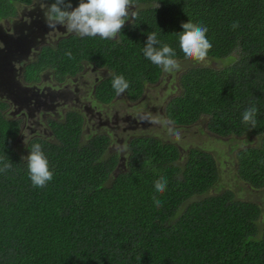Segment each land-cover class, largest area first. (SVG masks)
Returning a JSON list of instances; mask_svg holds the SVG:
<instances>
[{
    "label": "trees",
    "instance_id": "1",
    "mask_svg": "<svg viewBox=\"0 0 264 264\" xmlns=\"http://www.w3.org/2000/svg\"><path fill=\"white\" fill-rule=\"evenodd\" d=\"M46 1L48 8L53 0ZM34 2L0 0V22ZM70 2L74 9L80 0ZM133 5L136 18L115 40L63 36L58 45L43 47L25 80L36 84L48 70L63 81L95 64L109 73L93 90L100 105L118 97L114 75L125 77L130 87L124 93L136 101L163 75L143 55L148 34L155 31L182 60V23L203 24L213 45L208 57L231 62L182 73L181 93L166 105V116L177 125L205 116L218 136L259 138L257 146L238 152L237 173L253 189L264 188V0H133ZM252 105L258 108L255 128L242 121ZM5 108L0 107V158L12 168L0 172V264H264L263 210L233 191L208 196L220 179L211 153L191 148L183 161L178 145L139 135L128 140L123 160L119 153L107 155L110 134L84 140L85 115L71 111L64 120H49L51 136L37 133L28 141L27 156L31 145L41 144L54 171L46 187H34L26 155L17 148L21 121L7 118ZM161 177L168 181L163 194L154 187Z\"/></svg>",
    "mask_w": 264,
    "mask_h": 264
},
{
    "label": "rangeland",
    "instance_id": "2",
    "mask_svg": "<svg viewBox=\"0 0 264 264\" xmlns=\"http://www.w3.org/2000/svg\"><path fill=\"white\" fill-rule=\"evenodd\" d=\"M18 8L19 16L15 19V23H0V42L4 49H7L2 42V37L6 36L4 33L10 32L15 36L14 45L11 44L15 46V50L19 45L25 47V51L21 53L25 56L18 61L20 54H15L14 62L17 73L23 75L24 69L20 71L23 64L34 59L32 57L34 46L26 36L40 29L39 38L55 45L61 37L72 33L67 32L63 26H57L55 29L47 27L44 18L47 10L46 0H35L31 6H19ZM1 60L2 63L10 66L11 60L7 56H2ZM178 62L180 63L179 70L170 73L163 71L161 79L155 84L148 85L136 101H130L123 93L109 105H100L93 96L94 88L109 75L106 69L98 68L95 64L84 65L83 70L76 76L63 81L54 78L52 72L43 73L40 82L28 85V87L36 93H41L40 97H35L41 98L44 106L32 101L29 106L21 108L10 100L5 108L7 118L21 121L22 133L17 142V148L23 150L22 154L27 157L26 147L32 137L37 133L52 135L49 120H64L69 112L77 111L85 115L84 140L89 136L103 133L111 135L112 142L107 155L119 153L124 160L129 151L128 140L139 135L152 136L178 145L181 156L184 158L183 161L191 148L211 153L216 159L220 179L208 196L233 191L238 199L259 204L263 210L262 221H264V188L253 189L247 182L241 180L237 173L238 152L257 146L260 139L246 135L218 136L209 130L208 118L205 116L191 125H177L168 120L165 112L166 105L171 102V99L181 93L180 76L182 73L195 66L223 68L231 60H212L208 57L202 63L185 59L178 60ZM5 73L6 69L0 74V99L7 98L9 94H15L17 97L18 94L13 93ZM18 81H21V78ZM1 103L0 101V105ZM196 199L199 197L194 200Z\"/></svg>",
    "mask_w": 264,
    "mask_h": 264
},
{
    "label": "clouds",
    "instance_id": "3",
    "mask_svg": "<svg viewBox=\"0 0 264 264\" xmlns=\"http://www.w3.org/2000/svg\"><path fill=\"white\" fill-rule=\"evenodd\" d=\"M133 0H80L79 6L73 9L70 0H53L44 13L45 23L50 29L63 26L69 33H75L81 38L99 37L102 40H115L122 32L126 22L136 18L132 11ZM159 7V3L156 8ZM71 9V10H70ZM183 31L179 35V48L184 59L202 63L209 55L213 45L207 38L208 28L203 24L192 22L182 23ZM233 30L239 27L236 21L231 25ZM143 55L152 64L160 67L164 72L179 70L180 63L176 58V51L168 44L162 43L155 31L148 34L143 47ZM70 59L72 53H65ZM112 87L116 95L123 94L129 89L130 83L123 75L112 77ZM258 108L252 105L242 114V121L255 128ZM147 119V118H145ZM148 122H152L148 120ZM30 154L24 158L27 161L29 178L34 187L43 188L54 179V171L50 169V162L42 150V145H31ZM12 163L0 158V172L11 170ZM168 181L161 177L155 181V191L163 194L167 189ZM156 207H162L158 196H153Z\"/></svg>",
    "mask_w": 264,
    "mask_h": 264
},
{
    "label": "flooded vegetation",
    "instance_id": "4",
    "mask_svg": "<svg viewBox=\"0 0 264 264\" xmlns=\"http://www.w3.org/2000/svg\"><path fill=\"white\" fill-rule=\"evenodd\" d=\"M19 16V15H18ZM17 17H13L12 19H7V20H4V21H1L0 23H3V22H9V23H15V19L18 18ZM26 25H28L26 22H25ZM27 31H29L27 29ZM6 36H4V38L2 37V42L4 45H6V48L7 49H4V46H2V43L0 42V59L2 56H7L9 60H11L10 62V66L9 64L5 65L4 63H2V60L0 61V74L4 71V69H6V73H5V76L6 78L9 80L11 86H12V89H13V93H16L18 94L17 97H15V94H9L7 96V98H2L0 99V101L2 102V104L0 105V107H3V105L7 106L9 104V101L11 100L17 107H24V106H29V104L33 101L35 102L36 104H42L44 106V104L42 103V100L41 98H36L35 96H39L40 97V94L41 93H36L34 92V90H30L28 85H34L32 84V82H27L25 80V71H26V68L28 65L34 63L36 60H37V57L39 55V53L41 52V50L43 49V47L47 46V45H51L49 44V42H45L44 39H41L39 38L41 36V31L40 29L36 30V31H33V33H30L28 36H26L28 38V41L30 43L33 44V55L32 57L34 58L33 61L31 62H26L25 64H23L22 66V69L20 71H22L24 69V72H23V75L21 73H17L16 69H15V54L19 55L18 57V61L22 60L23 56L25 55H22L21 53H23L25 51V47L22 46V45H19L18 49L15 50V46L13 47L12 45H14V35L10 32H6L4 33ZM61 39V38H60ZM59 40L56 41V45H58L59 43ZM12 44V45H11ZM36 50V51H35ZM45 72H52L53 71H48V70H44L41 74V77L40 79L38 80V82H40L42 80V75L43 73ZM53 77L55 78L54 76V73H53ZM21 78V81H18V79ZM69 79V77H66L65 80ZM37 82V83H38ZM25 87V88H24ZM36 93V94H35ZM15 106V108H17ZM46 108V107H44ZM18 109V108H17ZM2 112L5 114V109H1ZM6 116V114H5ZM13 120H16V119H13ZM49 122V121H48Z\"/></svg>",
    "mask_w": 264,
    "mask_h": 264
}]
</instances>
